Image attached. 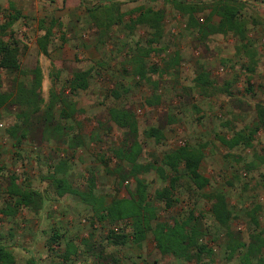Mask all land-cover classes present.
Instances as JSON below:
<instances>
[{"label": "rangeland", "instance_id": "obj_1", "mask_svg": "<svg viewBox=\"0 0 264 264\" xmlns=\"http://www.w3.org/2000/svg\"><path fill=\"white\" fill-rule=\"evenodd\" d=\"M36 2L35 9L34 0H0V25L15 17L14 11H27L2 34L18 49L20 72L0 70V90L15 93L18 83L29 87L30 70L38 63L44 101L41 109L53 100V119L58 130L46 129L40 112L39 118L31 120L27 137L16 144L7 130L17 122L18 108L9 103L0 110V245L12 253L16 264H25L31 258L39 264H113L114 260L118 264H195L162 256L151 234L135 245L128 220L98 221L91 207L79 197L56 194L53 178L65 177L73 189L85 193L92 175L94 196L105 203L111 197H132L134 179H127V164L113 155L125 143L124 131L108 116L110 107L124 106L138 122L141 163L157 164L164 153L184 145L203 149L199 170L209 180L208 186L198 192L183 179L174 193L177 201L172 208L153 202L155 222L172 224L174 219L183 220L188 212H193L204 228L200 242L213 252L209 264H240L241 252L226 259L225 231L212 220L210 204L204 196L214 192L225 195L233 213L230 230L242 241L249 242V236L257 232L248 216L253 207H260L256 218L259 229L264 226V130L258 132L251 149L230 151L219 141L252 126L255 105L264 103V4L247 3L241 12L247 20L248 37L258 53L254 72L247 73V61L236 52L237 44L230 34L201 40L195 31L186 28V16L167 0ZM145 8L161 11L165 16L159 42L154 45L150 44L153 30L130 22L136 10ZM72 13L80 14L79 19L73 18ZM208 13V9L199 11L195 17L203 23ZM84 19L90 25L83 24L80 30L77 26ZM95 27L99 31L92 33L90 30ZM49 28L51 37L45 56L38 49L37 39ZM91 42L99 49L88 51ZM151 45L157 51L148 58L149 64L159 70L165 66L163 61L168 62L176 52L179 65H173L169 72L161 70L159 76L149 75L155 83H145L135 78L126 65L136 48ZM90 68L93 71L88 88L72 92L69 83L73 75ZM202 69L210 74L213 84L208 96L193 86ZM119 85L128 86L129 91L117 101L111 98L110 91ZM69 108L76 113L69 114L68 119L61 118L60 113H69ZM148 128L159 130L162 140L147 138L144 133ZM59 165L64 167L63 173L58 174L55 172ZM10 176L17 177L22 188L39 194L38 210L20 206L13 214L7 211L13 206L6 194ZM139 178L147 183L151 197L167 185L153 171ZM111 231L128 236L126 243L108 241ZM53 233L60 236L55 243L51 242ZM67 244L77 249L68 260L63 258Z\"/></svg>", "mask_w": 264, "mask_h": 264}, {"label": "trees", "instance_id": "obj_2", "mask_svg": "<svg viewBox=\"0 0 264 264\" xmlns=\"http://www.w3.org/2000/svg\"><path fill=\"white\" fill-rule=\"evenodd\" d=\"M175 10L181 15L186 16V28L195 31L201 40H205L213 35L230 34L237 44L236 52L242 55L247 64L245 70L247 73H253L257 64V50L251 39L248 37L247 20L241 16L242 9L247 3H261L264 0H167ZM96 8V7H95ZM94 9V8H93ZM208 9L209 13L203 23H199L195 17L199 11ZM89 11V9H88ZM139 14L133 21V25L146 26L153 30V40L150 44L155 43L160 38L159 30L163 21L161 11L151 9H139ZM137 11V12H138ZM15 18H11L4 25H0V70L11 74L20 72L18 61V49L8 40H4L2 34L11 26ZM51 37V29L45 30L37 39L38 49L41 54H48V44ZM150 51L143 52L141 59L133 61L135 73L144 78L145 61ZM173 62V61H171ZM92 68L77 72L73 75L69 86L72 92L86 90L88 88V78L92 73ZM155 71V70H154ZM32 76L29 87L18 83L15 87V93H4L0 90V110L7 104L12 103L18 108L16 114V123L7 130L9 137L16 143L20 144L25 139L31 129V120L39 118L49 131L58 130L54 124L53 100L46 105L44 110L41 109L44 103L41 97L42 72L38 63L30 70ZM229 84H225V88ZM194 88L203 96L210 95L213 84L209 81V75L201 72L194 80ZM1 89V81H0ZM255 123L244 129L235 131L230 138H219L221 145L228 150L236 148L251 149L259 131L264 130V103L255 105ZM69 113L61 112L63 119H68L70 115L76 113L75 109L69 108ZM65 116V117H64ZM109 118L113 124L124 131L125 143L122 147L114 151V158L125 163L128 166L127 179L133 178L135 182L134 194L131 198L111 197L108 203L104 199L97 198L92 191L95 187L94 178H89V188L85 193L73 189L65 177L53 178V186L57 196L62 197L65 194L75 195L85 204H90L93 213L98 221H109L115 223L118 221L128 220L132 230V242L139 245L145 241L146 236L151 234L157 251L162 256H170L178 261L193 262L195 264L211 263L213 252L200 242L204 236V228L199 219L194 217L193 212L183 220L174 219L172 224L166 222H155L157 220L156 209L153 202L164 204L166 209L173 207L177 199L174 193L178 190L180 182L186 179L193 188L201 192L209 184V180L204 177L199 170L200 163L203 159V149L193 148L190 146H180L162 155L157 164H143L139 161L142 148L138 142V130L134 116L127 110H109ZM54 125V126H53ZM144 135L153 139L155 142L162 140V134L159 130L150 128ZM63 167L59 165L55 173H63ZM155 172L158 178L166 183V187L156 190L151 197L148 191V185L140 175L149 172ZM18 178L10 176L6 189L7 196L12 200V208L7 211L15 213L18 207H26L35 211L40 207V196L37 192L22 188L18 183ZM210 204V216L215 224L221 228L225 239V255L227 260L234 258L237 252H241L240 264H264V226L259 229L257 222V213L260 207L255 206L249 211L256 233L249 236V242H244L240 237L230 230V223L233 219V213L228 207L226 197L221 192H214L204 196ZM60 236L53 233L51 242L55 243ZM128 236L117 235L111 231L108 241L116 245L126 243ZM77 249L73 244H67L64 250L63 258L68 260L72 255H76ZM0 264H16L15 257L4 246L0 245ZM25 264H39L35 258L29 259ZM113 264H118L114 260Z\"/></svg>", "mask_w": 264, "mask_h": 264}, {"label": "crops", "instance_id": "obj_3", "mask_svg": "<svg viewBox=\"0 0 264 264\" xmlns=\"http://www.w3.org/2000/svg\"><path fill=\"white\" fill-rule=\"evenodd\" d=\"M13 0H11V2H12ZM37 0H34V4H35V9L37 8V2H36ZM41 1V0H40ZM169 2V1H168ZM13 8H14V6H12ZM11 7V8H12ZM145 9H151V8H145ZM139 10V9H138ZM138 10H136V12H135V14L133 13V16H131L132 18V20L130 21L132 24H133V21L136 19V17L138 16V14H139V11ZM141 10H143V9H141ZM151 10H153V9H151ZM138 11V12H137ZM154 11V10H153ZM14 13H15V17H13V18H17V20L18 19H20L21 17H23L22 15H25V14H27V11H23V12H17V11H14ZM28 13H31V12H28ZM73 14V13H72ZM78 15H80V14H77V13H74L73 15H72V17L73 18H76V19H79V16ZM120 17H121V15H119ZM165 17V16H164ZM81 19H82V17H81ZM164 19V18H163ZM83 24H86V25H88L89 23H88V21H86L85 19L83 20V23H81L80 22V24L77 26V27H79L80 28V30H81V28L83 27L82 25ZM161 24H163V22L161 23ZM90 25V24H89ZM162 26V25H161ZM54 28V27H53ZM52 28V29H53ZM98 28H91V32L92 33H95L96 31L98 32L99 30H97ZM82 32V31H81ZM78 34H80V33H78ZM96 42V41H95ZM95 42H94V44H95ZM156 42H159V40L158 41H156ZM92 42L91 43H89V45L87 46L88 48H87V50L88 51H92V52H94V51H96V50H98L99 49V46L97 47L96 45H94ZM152 45H154V43H152ZM149 46V47H142V48H136V50H135V52L133 53V55H131L130 56V58H129V62H128V64L126 65V68H127V66H128V68L131 70L130 72H131V74H133V76H135V78H137L138 80H140V81H143V82H145V83H151V82H153V83H155L150 77H149V75H152V76H154V75H158L159 76V73H160V71L162 70V71H165V72H169L170 71V68L171 67H174L175 66V68L179 65V54H177L176 52H175V54H174V56L168 61V62H164L163 61V64L162 65H165V66H162V68H160L159 70H158V68H156V67H154V66H152L151 64H149V59L148 58H151V54H152V52H154V51H157V48L156 47H154V46ZM150 51V53H149V55L146 57V59H144V61H145V72H147V74H146V76L144 77V78H141V77H139L136 73H135V70H134V67L133 66H135V65H133V61H137L138 59H141V60H143L141 57L142 56H140V55H142L143 54V52L144 51ZM139 51V53H140V55L137 53ZM142 53V54H141ZM171 61H173V62H171ZM220 63L222 64L223 63V60H221L220 61ZM174 65V66H173ZM124 68H125V66H124ZM91 69V68H90ZM155 70V71H154ZM123 72H124V70H123ZM201 72H205V73H207L208 75H210L207 71H205V70H200L198 73H197V75H196V77L201 73ZM149 73V74H148ZM160 74H162V72L160 73ZM195 77V78H196ZM195 80V79H194ZM209 81H211L212 82V80H210L209 79ZM125 88H126V90H125ZM129 91V87L128 86H126V87H124V86H122V85H119L118 87H116L115 86V88L113 89V90H111L110 91V95H111V98H113L114 100H119V99H121L122 98V96H124V94L125 93H127ZM111 109H116V110H127V111H129L130 113H132V115L134 116V114H133V112L131 111V110H129V109H127V108H125L124 106H112V107H110L109 109H108V116H109V110H111ZM135 118V117H134ZM110 119V118H109ZM111 121V120H110ZM135 121H136V124H137V130L139 131V126H138V122H137V120H136V118H135ZM115 125V124H114ZM150 128H148V130H149ZM122 130V129H121ZM138 137H139V132H138ZM138 142H139V139H138ZM15 143V142H14ZM140 143V142H139ZM140 145H141V143H140ZM141 148H142V146H141ZM57 169V168H56ZM58 176V175H57ZM18 183V182H17ZM94 190V189H93ZM79 192V191H78ZM82 193V192H81ZM92 193H93V191H92ZM93 195H94V193H93ZM87 206H90L91 207V205L90 204H86ZM85 205V206H86ZM92 209V208H91ZM57 234V233H56ZM53 235V234H52ZM59 235V234H58ZM63 256H64V254H63ZM69 258H71V256L69 257ZM68 258V259H69Z\"/></svg>", "mask_w": 264, "mask_h": 264}]
</instances>
